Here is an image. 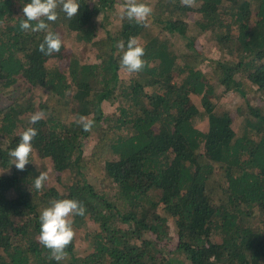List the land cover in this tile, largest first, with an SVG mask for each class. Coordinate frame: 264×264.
Segmentation results:
<instances>
[{
    "label": "trees",
    "instance_id": "trees-1",
    "mask_svg": "<svg viewBox=\"0 0 264 264\" xmlns=\"http://www.w3.org/2000/svg\"><path fill=\"white\" fill-rule=\"evenodd\" d=\"M28 2L0 0V264H264V0H142L147 28L122 18L124 0H78V16L58 8L50 23L63 42L52 56L39 51L46 33L19 27ZM133 36L150 67L125 77L118 43ZM79 45L94 48L93 62ZM229 93L242 99L238 120L215 111ZM28 127L33 163L18 171L8 151ZM40 171L49 179L37 191ZM65 198L86 214L57 262L39 243V215ZM86 221L95 228L78 253Z\"/></svg>",
    "mask_w": 264,
    "mask_h": 264
},
{
    "label": "clouds",
    "instance_id": "clouds-1",
    "mask_svg": "<svg viewBox=\"0 0 264 264\" xmlns=\"http://www.w3.org/2000/svg\"><path fill=\"white\" fill-rule=\"evenodd\" d=\"M180 4L192 8L197 6V0H180ZM58 8L71 20L78 16L80 4L78 0H30L22 9L24 19L19 23L21 31L46 33L43 42L39 45V51L45 56L59 53L62 47L63 42L60 34L50 29V23L56 22L59 18ZM122 8V18H126L130 22L134 21L135 24L145 28L149 26L148 21L153 13L149 4L142 2V0H124ZM118 48L122 52L119 61L120 69L125 74L131 76L142 72L145 67H150L144 59L146 50L139 44L136 37H130L126 46L124 41H120ZM45 117L44 111H37L30 115L29 123L35 125ZM77 123L85 132H91L95 126L94 120L83 115L79 116ZM37 135L38 130L36 128L28 127L20 133L17 146L8 151L11 165H15L18 171H25L26 166L33 163L30 157L33 154V141ZM48 179V172L40 171L31 188L34 187L37 191H42ZM85 214V205L71 198L53 200L49 207L41 211L38 239L41 245L50 250V258L57 262L65 259L66 249L75 238L73 217H83Z\"/></svg>",
    "mask_w": 264,
    "mask_h": 264
},
{
    "label": "rangeland",
    "instance_id": "rangeland-1",
    "mask_svg": "<svg viewBox=\"0 0 264 264\" xmlns=\"http://www.w3.org/2000/svg\"><path fill=\"white\" fill-rule=\"evenodd\" d=\"M122 11V9L119 10V12ZM119 15H116V13L113 15L112 19H113V26L116 27L115 25L117 24V19L116 17L118 18ZM66 39V44H67V50L69 51H72V49L75 47L74 44H72V35H67L65 37ZM201 43V42H199ZM199 43L197 44L199 47ZM78 51L82 57V59L85 61V62H93L94 59H95V52H94V48L91 46V45H79L78 46ZM49 63H54L55 60L54 59H51L48 61ZM61 65H64L63 63H61ZM204 69L207 70V66H204ZM123 76H128L126 74H123ZM35 95H36V98L37 100H40V99H44L45 96H46V93L43 89L41 88H35ZM255 99V98H254ZM193 100H195V102H200V98L198 97H194ZM242 99L238 96V95H234L232 93H229L227 95H225L223 97V99L219 102L218 106H214L215 108V111L216 112H221L222 109H225V108H228V110L231 112V116L235 119V120H238L237 119V113H236V108L239 106V104L241 103ZM9 99L7 97H4L1 101V103L3 105H7L9 104ZM214 103V102H213ZM252 103L255 105V107H259L261 106V104L259 103L258 99L256 98L255 100L252 101ZM215 104V103H214ZM104 109L106 110L107 113H110L112 112V108L111 107H106V105L104 106ZM208 122H199V126L201 128H203L204 130H207L208 129ZM238 129H239V122L238 121H235L233 124H232V131L231 133L234 131V132H238ZM8 197L7 198H13L12 194L8 193L7 194ZM172 224V223H171ZM81 228L78 230V233H77V236H78V240H77V246H78V253H82V250L84 251L86 249V246H85V243L84 241L82 240V234L84 231H90L92 229L95 228V224L92 222V221H86V223L83 224V226H80ZM170 237H171V242H170V248H172L174 245H175V242H176V235L175 233L171 232L170 234Z\"/></svg>",
    "mask_w": 264,
    "mask_h": 264
}]
</instances>
